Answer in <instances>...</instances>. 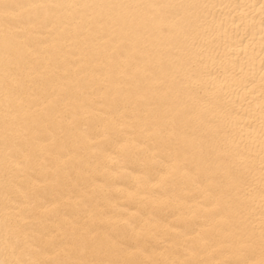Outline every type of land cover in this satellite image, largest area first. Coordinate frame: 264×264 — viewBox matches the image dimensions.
Listing matches in <instances>:
<instances>
[{"label":"bare ground","instance_id":"bare-ground-1","mask_svg":"<svg viewBox=\"0 0 264 264\" xmlns=\"http://www.w3.org/2000/svg\"><path fill=\"white\" fill-rule=\"evenodd\" d=\"M0 264H264V0H0Z\"/></svg>","mask_w":264,"mask_h":264}]
</instances>
